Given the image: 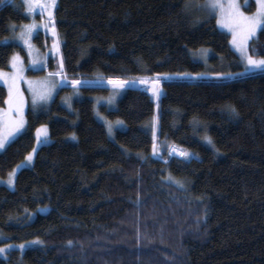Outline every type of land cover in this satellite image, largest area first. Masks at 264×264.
Instances as JSON below:
<instances>
[{"label":"trees","instance_id":"trees-1","mask_svg":"<svg viewBox=\"0 0 264 264\" xmlns=\"http://www.w3.org/2000/svg\"><path fill=\"white\" fill-rule=\"evenodd\" d=\"M188 4L56 0L67 85L43 108L28 107L25 130L0 153L5 177L33 148L36 128L48 126L51 141L15 187L0 185V245H42L12 249L0 264H264V70L235 75L243 65L230 35ZM31 14L26 0L0 4V68L25 55L12 36ZM249 51L264 57V25ZM46 67L56 70L52 60ZM157 77L159 100L130 85L115 108L99 106L124 123L111 138L93 97L108 94L109 80ZM68 93L79 94L72 109L60 101ZM6 99L0 85V107Z\"/></svg>","mask_w":264,"mask_h":264},{"label":"rangeland","instance_id":"rangeland-1","mask_svg":"<svg viewBox=\"0 0 264 264\" xmlns=\"http://www.w3.org/2000/svg\"><path fill=\"white\" fill-rule=\"evenodd\" d=\"M42 2L39 3L41 4H45L48 3L49 0H41ZM32 2H34L33 4V11L31 16L33 17L32 20L26 24L21 25V27L14 32L13 36H12V40L18 42L19 44H21L24 49H25V55L21 54L20 52H14L11 55L8 67L6 68H0V74H3L2 77H0V85L4 86L7 90V99L5 102V105L0 107V114L3 113H7L8 109H9V105H8V100H9V84L12 83V79L15 77V87L13 88V93H16V90L19 91V95L22 97L23 99V106H22V112H23V117L25 120V126L24 128L15 134L14 137L9 138V142L6 143L5 148L7 147V145L13 141L20 133H22L25 130L26 124H27V110L28 107H32L35 110H38L40 108H43L44 106L48 105L53 98L56 96L57 92L59 91V89L65 85H67V79L64 77V75L60 72V66H59V62H58V57H59V43L56 40V34H55V27H54V21L52 20V22L49 21V17H48V13L49 11H51V8H42L37 6L36 0H32ZM222 2L225 4V6H227L228 0H222ZM195 5H200L204 3V0H194ZM236 3L240 6V11H242L245 15L251 16L256 12L257 9V4H256V0H248V3L245 4V0H236ZM201 8V7H199ZM206 15H210L208 10L201 8ZM36 13H38L40 15V18L38 19L37 17H35ZM211 15H214L216 17V21H217V25L219 27V29L227 32L230 35V44L231 47L233 48V50L237 53V55L239 56L241 63L243 65V69L241 71V73L245 72V60L243 59L240 51H238L237 47L233 45L232 40H233V35L232 33L228 30L227 27H223L221 23H218V20H221V16L219 14V12H213ZM35 23L37 25V27L33 30L31 38L28 39V43L26 44L24 41H22L21 39H19V35L22 31H24L25 26L27 25H31ZM47 24L48 27L45 28L44 25ZM262 27V26H261ZM260 27V28H261ZM258 28L251 36L248 37L247 41H246V51L247 54L252 56L255 59H261L264 57H254L253 55H251L250 51H249V41L256 36V34L258 33L259 29ZM54 29V31H53ZM42 32V45L44 46L43 48H41V44H39L36 40V36L38 35V33ZM9 40V37L6 38L5 41ZM209 52V50H207ZM204 53V52H203ZM205 54V53H204ZM207 54V53H206ZM208 56V55H206ZM52 60V62L56 65V70L49 72L46 69V66L48 65L49 61ZM15 64V67H13V65ZM260 69H254L251 71H258ZM249 71V72H251ZM247 72V73H249ZM52 74V75H50ZM221 75L223 74H219V73H215V74H211L210 77H221ZM170 77V76H169ZM180 78H195L192 75H184L183 77L180 76ZM5 80H7L8 82L6 83ZM161 82V80L159 81V83ZM143 85L144 90L146 91H151V89L153 88L154 83L152 82H145V83H136L135 85ZM131 84L126 85L124 88L116 90L113 85L108 83V87H109V92L107 95H97L95 97H93V100L95 102V114L96 117L98 118V120H100L102 123L105 124L108 134H109V130H108V124L110 123L113 127H112V133L109 134V136L112 138L113 134H114V130L118 129V128H123L124 127V123L122 120L120 119H115V120H111L109 119L106 115H104L100 110H99V106L105 105L108 109H113L115 108L118 99L120 98V96L122 95V93L124 92V90L127 87H130ZM50 90V97L46 100V101H40L38 102V104L34 107L33 106V92H37L42 93V92H47ZM77 97H79V94L77 93H68V94H64L61 97V104L63 106H65L67 109H72V104L74 99H76ZM12 116L15 117L16 113L13 112ZM120 122V123H118ZM40 128H46L47 129V140L44 143H38L37 142V129ZM43 139V138H41ZM51 141V138L49 136V128L46 124L43 125H39L36 130H35V144L33 146V148L31 149V151L26 155V157L19 162L17 165H15V167L8 172V174L5 177H1L0 176V185H5L11 189H13L15 187V181H16V176L18 174V172L23 169V168H27V167H31L33 162H34V158L36 155L37 150L44 144H47ZM4 148V149H5ZM3 149V150H4ZM33 149H35L36 151L33 152ZM174 149V150H173ZM0 150V153L3 151ZM179 152V150L172 148L169 151V154L171 156H179L177 153ZM32 155L33 159L31 161V163H28L26 158ZM11 174V175H10ZM12 179L14 182L10 185L8 183V181ZM40 212H46L48 211V208H40L39 210ZM36 212H30L29 213V219H33V217L35 216ZM41 241L40 239H32L23 243H7L4 245H0V248H4L5 252L0 253V256L2 257H7V253L12 250V249H18L21 252H23L26 248L28 247H34V246H40L42 245V243H33L34 241ZM42 242V241H41ZM9 245H11V247H8ZM23 245L24 247L21 248L20 246Z\"/></svg>","mask_w":264,"mask_h":264},{"label":"snow or ice","instance_id":"snow-or-ice-1","mask_svg":"<svg viewBox=\"0 0 264 264\" xmlns=\"http://www.w3.org/2000/svg\"><path fill=\"white\" fill-rule=\"evenodd\" d=\"M4 3V0H0V4ZM28 3V11L31 14L33 11V2L32 0H26ZM37 6L42 8H54L56 0H49L48 3L41 4L39 0H36ZM248 3V0H245V4ZM257 9L256 12L251 15H245L242 11H240V6L236 3V0H228L227 6L222 2V0H204L203 4L197 5L198 7L204 8L208 10L211 15L213 12H219L221 16V20H218V23H221L223 27H227L228 30L233 35L232 43L237 47L238 51H240L243 59L245 60V72L244 73H236L235 75L242 76L245 73L254 70L260 69L264 70V58L255 59L252 56L247 54L246 51V41L249 36H251L258 28L264 25V0H256ZM191 6V0H189V4L186 7ZM49 21L52 22L53 17L51 11L48 13ZM37 27L35 23L31 25L25 26L24 31H22L19 35V39L24 41L26 44L28 43V39L31 38L33 30ZM45 28L48 27L47 24L44 25ZM54 31V29H53ZM61 68L63 67V63L61 61ZM15 67V64L13 65ZM52 75V74H50ZM3 74H0L2 77ZM160 77H157L154 81V86L151 89L152 95L159 100L161 96V90L159 87ZM7 83L8 81L5 80ZM137 82L145 83L144 80L136 81V80H109L108 83L113 85L116 90L124 88L126 85H135ZM82 81H71L73 87L80 85ZM15 87V77L12 79V83L9 84V100L8 105L9 109L7 113L0 114V150L5 148L6 143L9 142V138L14 137L16 133L20 132L25 126V120L23 117L22 106L23 99L19 95V91L16 90V93H13V88ZM50 97V90L47 92L37 93L33 92V106L35 107L38 102L46 101ZM227 111L231 116H236L238 113L236 109L232 106H227ZM15 112L16 116L13 117L12 113ZM120 123V122H118ZM195 123V122H194ZM112 125L108 124L109 134L112 133ZM155 125H153V139L155 140ZM47 129L40 128L37 129V142L44 143L47 140ZM43 138V139H41ZM208 143H211L210 138H206ZM156 145L153 144V151L155 152ZM36 150L33 149V152ZM179 156L188 158L190 153L186 151H179L177 153ZM33 159L32 155H29L26 160L28 163H31ZM11 175V174H10ZM14 181L10 179L8 183L11 185ZM177 183H179L177 181ZM182 186V185H181ZM33 243H42L41 241H34ZM8 247H11L9 245ZM21 248L24 246L21 245ZM5 252L4 248H0V253Z\"/></svg>","mask_w":264,"mask_h":264},{"label":"bare ground","instance_id":"bare-ground-1","mask_svg":"<svg viewBox=\"0 0 264 264\" xmlns=\"http://www.w3.org/2000/svg\"><path fill=\"white\" fill-rule=\"evenodd\" d=\"M174 150V149H173Z\"/></svg>","mask_w":264,"mask_h":264}]
</instances>
